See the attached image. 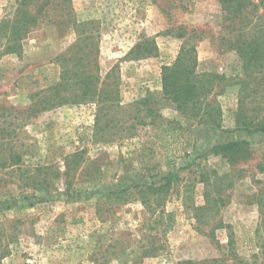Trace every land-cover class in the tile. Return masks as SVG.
Wrapping results in <instances>:
<instances>
[{
  "label": "rangeland",
  "instance_id": "obj_1",
  "mask_svg": "<svg viewBox=\"0 0 264 264\" xmlns=\"http://www.w3.org/2000/svg\"><path fill=\"white\" fill-rule=\"evenodd\" d=\"M41 1L33 0L31 9ZM52 2L21 53L0 59V101L27 107L60 81L62 55L81 38L56 25L71 20L63 15L72 7V19L88 23L84 33L93 35L102 80L115 70L120 103L101 111L94 103L69 104L28 120L16 139L22 168L0 165V264H264V134L234 131L239 106L248 117L261 116L264 110H253L264 108V94L251 92L255 81L223 43L228 30L220 0ZM15 7L16 0H0V20ZM144 38L155 41L158 53L139 60L129 53ZM183 46L196 47L198 73L220 77L208 103L216 105L210 120L226 130L199 125L172 108L159 114L166 123L153 126L147 107L139 105L148 91L162 89V67L175 62ZM167 121L188 130L171 132L178 127ZM234 141L249 142L251 156L229 164L212 153ZM194 160L216 175L207 188L196 180L184 203L183 185L199 175L188 165ZM69 162H76L71 175ZM170 172L182 180L164 207L176 215L166 235L151 229L139 195L114 205L104 197L122 189L135 193V185ZM46 183L48 191L34 188ZM216 199L222 201L209 213ZM153 244L155 256L145 255Z\"/></svg>",
  "mask_w": 264,
  "mask_h": 264
},
{
  "label": "trees",
  "instance_id": "obj_2",
  "mask_svg": "<svg viewBox=\"0 0 264 264\" xmlns=\"http://www.w3.org/2000/svg\"><path fill=\"white\" fill-rule=\"evenodd\" d=\"M32 1L16 0L15 10L0 20V59L7 55L21 53L24 41L30 33L41 26L44 11L49 4L53 3L52 0H44L31 9ZM60 1L70 7L72 0ZM220 6L223 22L226 24L224 27L228 30L223 43L227 45V50L235 51L243 60L244 73L256 83V87L251 92L264 94V13L258 16L259 10H264V0H220ZM72 10V7L69 8L67 15H63L71 16L68 23H64L63 20L56 23L61 32L72 29L80 32L81 37L76 46H72L70 51L62 55L60 81L38 95V100L30 106L20 108L10 105L6 101H0V165L2 167L13 170L22 168L23 157L18 153L16 146L18 140L16 139L28 120L43 119L44 113L69 104L94 103L98 106V111H101L107 105L120 103L118 83L114 80L115 70L110 71L102 80L98 58L92 49L95 46L92 41L93 35L84 33L88 23L73 20ZM177 37L182 38L183 34H179ZM157 53L158 47L155 41L144 38L134 46L129 54L141 60L154 57ZM197 64L196 47L183 46L176 61L162 67V89L148 91L145 99L139 102L142 107H147L146 114L152 116V121H149V124L154 126L166 123L159 114L164 109L172 108L183 117L193 120L199 125L226 130L220 122L214 119L210 120L215 113L213 111H215L216 105L208 103V98L213 93L220 77L213 73H198ZM262 110L264 108L255 107L253 111L261 113ZM247 112L246 107L239 106L234 131L264 134V111L261 116L254 115L252 117H248ZM167 124L178 127V129L173 128L171 132L188 130L178 121H167ZM212 153L223 157L229 164H233L249 158L252 150L249 142L234 141L215 146ZM196 162L197 160H194L188 164L195 166L199 175L194 181L186 182L183 185L184 203L189 201L187 195L195 187L198 182L196 180H199V183H203L207 188L210 175H216L215 171L209 170L207 166L202 168ZM75 164L76 162L74 167ZM74 167L69 162L66 171L68 175H71V172L75 170ZM37 176L34 175L29 179H36ZM49 176L44 177L43 181H48ZM181 180L178 173L170 172L157 182L135 185L134 187L138 189L135 193L130 189H122L106 193L104 197L108 204L114 205L128 204L131 199L133 200L135 196L139 195L136 201L141 203L151 214V229L161 230L162 235H166L176 223V215L166 211L164 207L173 184L180 183ZM46 184L41 188L34 184V188L38 187V189L48 191L52 186L49 183ZM220 186L221 184L216 187L220 188ZM221 201V199H216L214 205L207 208L209 213L216 211L217 205ZM195 209L198 210L199 207ZM155 239L157 238L155 237ZM157 250L158 247L153 244L144 254L155 256ZM212 263L222 264L224 260L206 261L204 264Z\"/></svg>",
  "mask_w": 264,
  "mask_h": 264
}]
</instances>
